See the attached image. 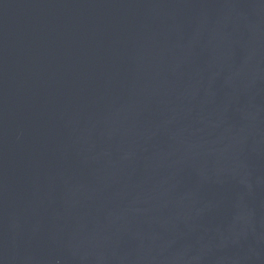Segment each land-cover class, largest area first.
I'll return each instance as SVG.
<instances>
[{
  "label": "water",
  "instance_id": "95a60500",
  "mask_svg": "<svg viewBox=\"0 0 264 264\" xmlns=\"http://www.w3.org/2000/svg\"><path fill=\"white\" fill-rule=\"evenodd\" d=\"M0 264H264V0H0Z\"/></svg>",
  "mask_w": 264,
  "mask_h": 264
}]
</instances>
